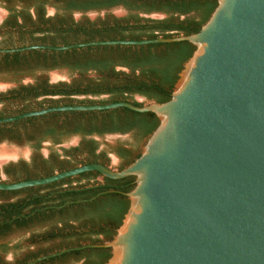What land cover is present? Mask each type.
<instances>
[{
    "label": "water",
    "instance_id": "obj_1",
    "mask_svg": "<svg viewBox=\"0 0 264 264\" xmlns=\"http://www.w3.org/2000/svg\"><path fill=\"white\" fill-rule=\"evenodd\" d=\"M55 14L54 8H48V17ZM107 15L121 19L128 13L114 9L108 13L74 14L73 19L95 22ZM7 18L8 12L0 5V27ZM182 42L196 50L168 103L136 97L145 104L143 107L128 102L62 106L0 119V125H5L56 113L128 109L155 114L160 123L141 145V157L122 171V161L112 154L110 167L91 164L44 179L0 183V192H17L90 172L112 180L136 178L135 188L125 194L129 212L112 241L65 249L27 264L87 249L111 250L108 264H264V0H220L209 22L191 36L62 47L37 45L0 49V54ZM47 78L51 84L72 81L67 71L50 72ZM21 84L28 86L33 80L22 78ZM16 86L0 79V93ZM100 141L103 148L122 144L131 148L135 142L132 135L107 136ZM79 144L80 139L74 137L58 150ZM51 146L45 143L40 155L48 158ZM33 154L27 144L0 143L3 179L7 165L21 159L29 161ZM30 234L14 235L7 241L27 239ZM5 259L15 262L13 254Z\"/></svg>",
    "mask_w": 264,
    "mask_h": 264
},
{
    "label": "trees",
    "instance_id": "obj_2",
    "mask_svg": "<svg viewBox=\"0 0 264 264\" xmlns=\"http://www.w3.org/2000/svg\"><path fill=\"white\" fill-rule=\"evenodd\" d=\"M219 1L0 0L8 12L0 27V49L191 36L209 22ZM50 7L56 10L53 17H48ZM114 9H123L128 15L121 19L107 15L95 22L73 19L74 14ZM152 15L166 17L149 18ZM195 50L182 42L0 54L1 80H33L31 85L0 93V119L62 106L128 102L143 107L136 97L168 103ZM53 71H67L71 83L51 84L47 74ZM159 124L155 114L119 109L56 113L0 125V143L27 144L34 153L29 161L7 165L4 179L0 173V183L44 179L91 164L110 167L112 154L122 161V171L141 157V145ZM115 135H132L135 142L131 148L123 144L103 148L100 140ZM74 137L80 139L77 147L58 150ZM45 143L52 145L48 158L40 155ZM135 182V177L112 180L90 172L44 187L0 192V264H27L65 249L112 241L129 212L125 194L135 188ZM93 198L96 200L78 203ZM25 232L31 233L29 238L7 241ZM11 254L14 263L5 259ZM111 258L109 249H87L40 264H108Z\"/></svg>",
    "mask_w": 264,
    "mask_h": 264
},
{
    "label": "flooded vegetation",
    "instance_id": "obj_3",
    "mask_svg": "<svg viewBox=\"0 0 264 264\" xmlns=\"http://www.w3.org/2000/svg\"><path fill=\"white\" fill-rule=\"evenodd\" d=\"M16 85H17V86H16L15 88H18V87H25V86L22 85L21 83H16ZM15 88H14V89H15ZM11 90H12V89H11Z\"/></svg>",
    "mask_w": 264,
    "mask_h": 264
}]
</instances>
